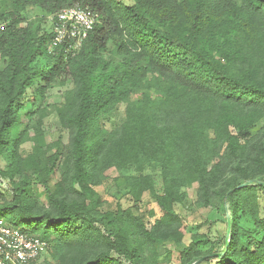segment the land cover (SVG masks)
I'll return each instance as SVG.
<instances>
[{
  "label": "trees",
  "instance_id": "obj_1",
  "mask_svg": "<svg viewBox=\"0 0 264 264\" xmlns=\"http://www.w3.org/2000/svg\"><path fill=\"white\" fill-rule=\"evenodd\" d=\"M75 3L98 11L101 22L73 56L49 54L50 29L32 22L23 25L22 12L36 7L46 18ZM0 62V156L21 141L35 112L32 101L28 106L23 102L27 89L35 86L36 98L53 83L73 84L57 107L71 139L53 190L47 179L55 158H46L38 167L48 206L35 205L22 176L13 182L12 199L0 203V218L49 244L53 234L62 248L86 253L73 264H120L119 256L140 264L137 236L152 235L130 213L114 239L104 235L91 213V201L97 197L93 186L108 166L157 160L163 193L155 192L149 175L128 177V186L136 200L144 190L155 196L163 211L160 221L175 229L174 239L181 237V221L172 204L184 183L198 182L204 205L211 204L213 195L227 205L228 242L206 254L220 255L196 264L211 258L215 264H264V238L256 241L246 233L241 242L234 223L242 206L264 232L257 209V193L264 184L236 188L243 181H235L221 189L218 165L206 168L221 146L231 156L242 153L240 136L264 115V0H3ZM153 76L161 79L160 95L150 98L144 91L132 99ZM120 103L126 104V118L108 130L102 120ZM260 152L264 156V145ZM178 163L183 177L175 170ZM19 165L16 154L0 173L13 178ZM75 220L77 227L72 226ZM202 256L189 246L183 261L196 262Z\"/></svg>",
  "mask_w": 264,
  "mask_h": 264
},
{
  "label": "rangeland",
  "instance_id": "obj_2",
  "mask_svg": "<svg viewBox=\"0 0 264 264\" xmlns=\"http://www.w3.org/2000/svg\"><path fill=\"white\" fill-rule=\"evenodd\" d=\"M119 1L125 4L133 2V0ZM2 2L3 0H0V3ZM22 15L23 25L32 22L33 25L39 24L44 29H50L49 20L38 8H25ZM44 62L45 60L42 59L41 63ZM157 77L159 76L150 77L146 87L133 93L131 98H139L144 91L150 93V98L159 96L161 79ZM72 87L70 80L64 84L53 83L36 98L33 97L35 86L27 89L23 102L28 106L32 101L31 107L35 112L26 126V134L21 137V141L7 146L0 156L2 171L10 167L16 154L20 160V171L15 173L13 178L0 173V203L12 199L13 182L23 176L28 196L35 205L48 206L47 192L41 183L38 167H41L46 158H55L56 167L47 179L49 187L53 190L54 184L60 179V168L66 159L71 139L70 130L63 127L60 122L57 107L64 103L65 94ZM125 108L126 104H118L105 116L102 125L108 130L119 127L126 118ZM230 131L238 135L237 129L230 127ZM208 135L213 137L211 130H208ZM239 139L245 146L242 153L231 156L225 151V146H221L217 150L218 154L212 156L206 164L207 170L218 165V177L220 180L223 179L224 184L221 189L235 181L250 180L256 176L264 177V156L260 152L264 145V115L254 123L245 137L240 136ZM175 170L179 177L184 176L180 163ZM138 175H149L155 192L163 193L164 182L159 161L149 160L124 166L111 165L103 170L99 182L93 186L97 197L91 201V213L101 232L111 239H114V236L122 230L127 213L137 217L143 223L153 238L145 239L141 235L137 236L140 264H193V259L183 261V253L187 247L191 246L192 251L206 255L210 249L220 250L223 242H228L227 216L230 217V213L226 203L223 205L219 198L213 195L211 204L204 205L198 194L199 184L196 180L181 185L180 198L172 204L173 210L181 221L179 228L181 237L176 240L173 238L175 229L165 226L160 221L163 211L158 206L155 196L149 190H144L136 200L130 193L127 179ZM257 209L259 216L264 219V190L257 193ZM234 223L241 242L246 241V233H251L256 241L264 238V232L254 226L252 218L242 206L234 218ZM78 225L77 220L72 223L73 227ZM49 239L51 241L48 250L42 253L34 264H73L86 256V253L78 254L62 248L53 234L49 235ZM110 254L118 257L114 251ZM185 254H188V251ZM119 258L120 264H132L123 256ZM215 262L211 258L199 264H215Z\"/></svg>",
  "mask_w": 264,
  "mask_h": 264
},
{
  "label": "built area",
  "instance_id": "obj_3",
  "mask_svg": "<svg viewBox=\"0 0 264 264\" xmlns=\"http://www.w3.org/2000/svg\"><path fill=\"white\" fill-rule=\"evenodd\" d=\"M51 38L47 52L73 56L93 28L101 22L100 13L79 3L61 8L46 17ZM49 248V242L27 233L0 218V264H34Z\"/></svg>",
  "mask_w": 264,
  "mask_h": 264
},
{
  "label": "water",
  "instance_id": "obj_4",
  "mask_svg": "<svg viewBox=\"0 0 264 264\" xmlns=\"http://www.w3.org/2000/svg\"><path fill=\"white\" fill-rule=\"evenodd\" d=\"M254 183L264 184V181H259V180H256V179L246 180V181H243L242 183H240L239 185H237L236 188L243 187V186H246V185H249V184H254ZM227 226H228V229H229V227H230V218H229V216H227ZM218 255H220V253H212V254H209V255H204V256L200 257V259H198L193 264H196L197 262L203 260L206 257L218 256Z\"/></svg>",
  "mask_w": 264,
  "mask_h": 264
}]
</instances>
